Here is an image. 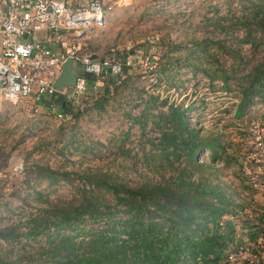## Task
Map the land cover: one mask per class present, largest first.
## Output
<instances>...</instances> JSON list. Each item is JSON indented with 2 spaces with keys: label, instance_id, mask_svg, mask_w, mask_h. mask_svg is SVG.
<instances>
[{
  "label": "rangeland",
  "instance_id": "obj_1",
  "mask_svg": "<svg viewBox=\"0 0 264 264\" xmlns=\"http://www.w3.org/2000/svg\"><path fill=\"white\" fill-rule=\"evenodd\" d=\"M119 2L124 8L112 12V19L97 32L94 40L104 42L106 49H115V53L136 49L138 59L144 63L130 70L133 78L124 88L117 92L114 89L105 110L90 109L78 120L65 121L59 117L58 108L39 104L34 97L22 99L17 104L2 101L0 145L4 143L9 149L16 143L17 146L12 149L6 173L0 172V228L17 219H26L24 215L35 210L12 194L24 187L25 173L14 170L15 166L23 164L25 168L37 163L79 172L88 167H102L134 180H139L140 172L143 177L157 175L147 168V163L157 158L149 152L148 138L158 135L149 131L154 128L153 114L167 110L171 102L184 103L186 107L194 104V111L190 112L192 125L205 135L217 137L225 143L226 150L215 155L213 150L205 149L199 159L214 166L211 177L221 182L238 204L234 214L224 217L234 223L237 233L236 252L228 264H264V232L259 233L256 241L251 240V231L264 228V162L262 169H258V163L252 158L261 153L256 145L258 139L264 138V102L256 100L238 115L239 93L223 90V81L219 78L212 81V86L210 75L192 69L199 59L210 66V73L221 65L227 68L234 61L239 64V60L220 46L223 44L232 49L241 47L244 59L238 68L250 70L264 59V32H255L254 39L246 42L244 28L234 26L236 18L243 13L244 0ZM150 38H157L153 49L149 45ZM164 39L183 46L171 54L170 60L164 54L172 47ZM194 39L201 42L202 47L207 45L214 55L194 58L190 54V48H196ZM207 39L221 44L210 43ZM163 64L168 65L165 72H162ZM126 77L123 76L122 81ZM170 82L175 85L170 86ZM90 89L89 86L88 95L92 93ZM165 99L168 103L162 104ZM148 105L151 108L146 110ZM144 113L148 124L142 129L140 123H134V118L143 117ZM170 173L166 171L164 175ZM36 186L52 199L72 196L75 191L73 185L63 180L53 186H48L46 181ZM28 191H23V195Z\"/></svg>",
  "mask_w": 264,
  "mask_h": 264
},
{
  "label": "trees",
  "instance_id": "obj_2",
  "mask_svg": "<svg viewBox=\"0 0 264 264\" xmlns=\"http://www.w3.org/2000/svg\"><path fill=\"white\" fill-rule=\"evenodd\" d=\"M243 6L234 26L244 28L243 40L250 42L255 32H264V0H244ZM164 41L172 47L170 53L164 54L169 60L175 50L183 49L170 39ZM194 43L196 48H190L194 58L214 55L207 45L202 47L196 39ZM220 46L239 64L234 61L227 68L221 65L210 73V66H205L201 59L195 63L185 61L194 63L192 69L210 75L212 86V81L219 78L223 90L238 92L241 100L237 114L241 115L256 100L264 102V59L246 71L238 68L244 59L241 47ZM119 55L123 59L127 52ZM162 66L165 72L168 65ZM131 69L124 67L123 76L127 77L119 84L120 75L104 73L98 83V96H84L82 103L87 106L83 109L61 93L38 103L69 114V121L80 119L90 109L103 111L113 98L111 87L117 92L133 78ZM83 75L93 90L95 75ZM174 85L170 82V86ZM150 108L148 105L146 110ZM194 108V104L186 107L184 103L171 102L167 110L153 114L154 128L149 131L158 135L148 141L151 156L157 158L153 157L147 168L157 175L143 177L140 172L139 180H134L102 167L79 172L37 163L27 165L23 171L24 187L12 194L35 210L24 215L26 219L0 228V264H228L236 252L237 233L234 223L224 217L234 214L238 204L224 185L211 177L214 166L199 159L205 149L213 150L215 155L226 152L225 143L192 125L190 112ZM144 115L147 114L134 118L142 129L148 124ZM131 127L126 132L128 138ZM16 146L17 143L9 149L4 143L0 145V172L6 173ZM146 152L144 155L148 156ZM166 171L172 173L165 176ZM62 180L74 186L72 196L52 199L36 186L43 181L53 186ZM23 191L28 192L23 195ZM260 232L264 228L251 231V240L256 241Z\"/></svg>",
  "mask_w": 264,
  "mask_h": 264
},
{
  "label": "built area",
  "instance_id": "obj_3",
  "mask_svg": "<svg viewBox=\"0 0 264 264\" xmlns=\"http://www.w3.org/2000/svg\"><path fill=\"white\" fill-rule=\"evenodd\" d=\"M109 8L104 0H90L85 6H75L74 0H0V81H4V86L0 85V107L4 100L17 104L25 98L34 97L39 101L61 93L83 109L87 105L82 99L89 93L90 86L83 73L95 75L92 93L98 96V83L104 73L120 75L118 84L125 66L135 68L143 64L144 60L138 59L135 53L127 52L123 59L111 55L93 60L76 46L69 48L75 37H83L86 32L102 27ZM50 43L63 46V50H54ZM156 43L157 38L149 39L151 49ZM70 57L79 68V75L74 89L59 91L54 84ZM59 117L65 121L70 119L69 114L63 112ZM257 144L261 153L252 158L258 163V169H262L264 138L258 139ZM15 167L16 171H24L23 164Z\"/></svg>",
  "mask_w": 264,
  "mask_h": 264
},
{
  "label": "crops",
  "instance_id": "obj_4",
  "mask_svg": "<svg viewBox=\"0 0 264 264\" xmlns=\"http://www.w3.org/2000/svg\"><path fill=\"white\" fill-rule=\"evenodd\" d=\"M89 1L90 0H74V4L75 6H85L86 4L89 3ZM104 1L106 5L110 7L105 12V24L102 27H98L97 29L94 28L86 32V34L83 37H75L74 39H72V41L69 44V48L72 46L74 47L76 46L81 53L90 56L91 59L93 60H100L107 56H111V55L116 56L118 54H121V53H115V49L112 48L106 49L104 42H96L94 40L95 36L97 35V32L101 29H104L112 19V15L114 14L112 12H114V10H121L124 8L120 6L121 3L119 2V0H104ZM50 47L53 48L54 50H63V46H60L58 44L50 43ZM129 50H135L131 52L138 53L136 49H131V48H129L126 52H130Z\"/></svg>",
  "mask_w": 264,
  "mask_h": 264
},
{
  "label": "water",
  "instance_id": "obj_5",
  "mask_svg": "<svg viewBox=\"0 0 264 264\" xmlns=\"http://www.w3.org/2000/svg\"><path fill=\"white\" fill-rule=\"evenodd\" d=\"M3 71L6 73L7 69H3ZM78 75H79V68L75 66L73 58L70 57L63 64L61 74L55 81L54 86L59 91L72 90L75 87L74 84H76ZM0 85L4 86L3 80L0 81Z\"/></svg>",
  "mask_w": 264,
  "mask_h": 264
}]
</instances>
